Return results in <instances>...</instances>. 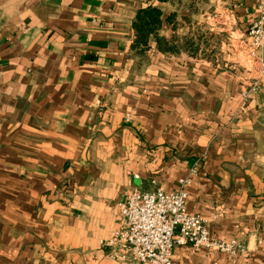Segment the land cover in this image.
Masks as SVG:
<instances>
[{"label":"crops","instance_id":"0c3cea01","mask_svg":"<svg viewBox=\"0 0 264 264\" xmlns=\"http://www.w3.org/2000/svg\"><path fill=\"white\" fill-rule=\"evenodd\" d=\"M260 1L0 0V264H134L101 245L118 203L185 177L187 211L246 256L175 245L173 264H264Z\"/></svg>","mask_w":264,"mask_h":264},{"label":"built area","instance_id":"2783aa9c","mask_svg":"<svg viewBox=\"0 0 264 264\" xmlns=\"http://www.w3.org/2000/svg\"><path fill=\"white\" fill-rule=\"evenodd\" d=\"M247 45L251 50L264 47V7L258 6V16L247 30ZM259 66L264 72V63ZM195 173V167L190 171ZM181 187L173 192L160 189L144 191L135 187L118 203L121 225L101 245L109 248L113 260H130L134 264H173L175 245H188L195 251L207 249L229 257L246 253L236 240L214 237L206 221L187 211V190L190 178L180 179Z\"/></svg>","mask_w":264,"mask_h":264},{"label":"trees","instance_id":"16d2710c","mask_svg":"<svg viewBox=\"0 0 264 264\" xmlns=\"http://www.w3.org/2000/svg\"><path fill=\"white\" fill-rule=\"evenodd\" d=\"M161 22L162 11L159 8L148 5L140 9L133 19L135 37L131 45V50L135 53L143 54L147 48L148 37L150 35L154 37L158 35Z\"/></svg>","mask_w":264,"mask_h":264},{"label":"rangeland","instance_id":"374dc122","mask_svg":"<svg viewBox=\"0 0 264 264\" xmlns=\"http://www.w3.org/2000/svg\"><path fill=\"white\" fill-rule=\"evenodd\" d=\"M145 190V189H144ZM146 191H148V190H146ZM208 226V225H207ZM239 242V241H238ZM241 243V242H240ZM242 244V243H241ZM243 245V244H242ZM244 246V245H243ZM245 247V246H244ZM242 257H244V256H246L245 255V253H244V255H241ZM239 257V256H238Z\"/></svg>","mask_w":264,"mask_h":264}]
</instances>
